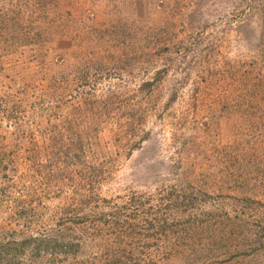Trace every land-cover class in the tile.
Masks as SVG:
<instances>
[{
    "label": "rangeland",
    "instance_id": "1",
    "mask_svg": "<svg viewBox=\"0 0 264 264\" xmlns=\"http://www.w3.org/2000/svg\"><path fill=\"white\" fill-rule=\"evenodd\" d=\"M48 233L84 240L49 264H264V0H0L2 264Z\"/></svg>",
    "mask_w": 264,
    "mask_h": 264
},
{
    "label": "trees",
    "instance_id": "2",
    "mask_svg": "<svg viewBox=\"0 0 264 264\" xmlns=\"http://www.w3.org/2000/svg\"><path fill=\"white\" fill-rule=\"evenodd\" d=\"M74 224V222H71V227ZM68 227H63V229H66ZM70 231V228H69ZM75 231V229H74ZM71 232V231H70ZM84 232V231H81ZM60 234H56L54 236V234H45L43 235V237L41 238L40 236H36L37 242L38 244H35L36 247H34V250H37L36 253L40 254L41 249L43 250V264H46L44 261V258L47 256V254L49 253L50 255L47 256V262L49 264L50 262V258L49 257H54L55 254H60L62 256H67V255H71L74 254L77 248H82L83 244H84V240L81 242L77 241L76 243L72 244L73 239L71 240L70 238H68L67 241H64L62 239H64L63 237H59ZM80 236V235H78ZM82 237V236H80ZM32 239V237H30ZM40 238V239H39ZM74 246V247H71ZM69 247V248H68ZM68 248V249H66ZM74 248V249H73ZM33 255V254H32ZM12 256V260H14L15 258L18 259L19 257L17 256L15 249L14 248H3V250H0V264L4 263L3 260L4 258H8Z\"/></svg>",
    "mask_w": 264,
    "mask_h": 264
}]
</instances>
